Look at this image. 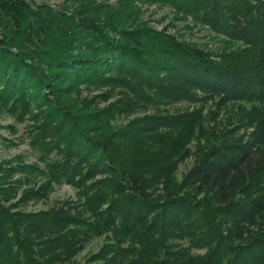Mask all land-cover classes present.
Segmentation results:
<instances>
[{
    "label": "rangeland",
    "instance_id": "rangeland-1",
    "mask_svg": "<svg viewBox=\"0 0 264 264\" xmlns=\"http://www.w3.org/2000/svg\"><path fill=\"white\" fill-rule=\"evenodd\" d=\"M24 1L34 11L39 3H46L53 9L52 14L60 24L65 20L75 23L65 18L69 16L76 19L84 16L88 23L89 16H96L93 13L81 16L72 13L73 6L77 8L80 0ZM20 3L21 0H0L2 26H8L10 30L18 29L9 19L13 15L8 8L19 6ZM90 3L96 8L97 5L110 6L119 14L126 3L131 4L125 11L130 13L129 19L120 27L121 31L142 29L178 36L214 53L236 51L246 45L242 40L218 33L200 17L184 14L168 3L138 0H90ZM29 20L36 26L33 29L38 31L48 27L41 26L42 23L35 20L33 14L25 21ZM114 35L118 38V34ZM57 39L56 36L51 38L43 33L32 32L30 43L19 47L28 62L56 83L66 72L62 75L50 69L42 59L45 50L62 40ZM107 76L112 77V80L81 83L76 89L55 94L54 99L60 97L56 101L64 106L70 117H75L77 125L86 130L85 133L92 139L108 138L115 145L124 143L127 146L125 157L133 160L139 156L166 157L167 160L155 166L156 172H145L141 177L145 189L142 195L144 205L149 206L145 210L147 220L142 221L144 218L133 216L136 220H132L128 230L118 226L116 221L122 218L121 214L108 203L115 191L113 182L112 187L102 192L107 200L102 201L101 205L88 204L86 194L90 196L102 190L97 182L104 177L113 180L117 175L102 171L87 174L85 167L82 170L85 174H82L79 166L75 171L80 172L78 175H69L60 169L61 151L50 148L57 142L46 139L50 150L41 146H45L42 126L47 122L45 112L48 107L43 99L26 100L20 109L0 101V168L11 167L7 172L0 171V180H5L7 186L10 183L21 185L9 202L17 205L14 209L24 213L69 211L71 216L85 221L51 226L54 232L50 234L46 231L50 229L47 226L26 227L31 236L24 235L10 242L15 251L21 245V250L17 251L19 262L12 264H107L110 261L117 264L118 261H136L138 258L143 264H229L230 259L220 262L210 257L219 237H225L233 247L243 245L252 238L264 237V212L241 220L245 222V227L239 228L240 232L236 235L229 232L234 224L233 219L229 220V215L222 214L223 208L219 210L214 192L200 191L190 180L185 181L191 169L213 150L220 148L223 151L233 146L264 147V101L232 100L219 92L192 86L180 91L171 87L161 91L153 86L136 83L130 76L116 70L108 72ZM175 82V79L165 81L167 85ZM160 116L164 117L163 120L156 122L154 119ZM164 119L178 123L170 126L164 123ZM117 137L120 138L116 140ZM22 164L24 168L20 166ZM78 176H82V179H78ZM27 190L34 192L24 195ZM122 192L120 190V194ZM175 194L186 195L198 203V207L189 213V227L156 229L151 226V220L157 218L158 226L161 227L160 219L169 215L164 213V207L166 204L169 209L171 207L169 202L162 201ZM260 198H264V172L253 178L246 189L237 191L234 200ZM109 214L113 217H109ZM38 229L46 233L40 236ZM61 232H65V235L59 241L60 246L51 239L39 240ZM106 245L108 262H103L97 256ZM58 251L64 254L54 255ZM228 254L224 249L219 251L221 257Z\"/></svg>",
    "mask_w": 264,
    "mask_h": 264
},
{
    "label": "trees",
    "instance_id": "trees-1",
    "mask_svg": "<svg viewBox=\"0 0 264 264\" xmlns=\"http://www.w3.org/2000/svg\"><path fill=\"white\" fill-rule=\"evenodd\" d=\"M145 1L168 3L184 14L200 17L218 33L242 40L246 45L236 51L214 53L178 36L142 29L121 31L120 27L129 19L130 13H125L132 6L129 3L121 8L122 13L119 14L110 6L97 5L96 8L90 0H80L77 8L73 6L72 13L80 16L93 13L96 16H89V23L84 16L77 19L69 16L65 18H70L69 22L75 23L65 20L60 24L52 14L53 9L46 3H39L34 11L21 0L19 6L8 8L12 10L13 15L9 19L18 29L10 30L8 26L0 24V101H6L19 109L24 106L26 100L43 99V102L48 104L45 112L47 122L42 126L45 146H41L48 149L46 139L57 142L50 148L61 151L59 166L62 171L72 175L80 167V172L85 174L82 171L85 167L87 174L102 171L117 175L113 180L104 177L98 181L97 184L102 190L90 196L86 194V198L88 204L101 205L102 201L107 200L102 192L112 187L113 182L115 196L112 195L108 199L109 202H105L120 212L122 218L116 223L124 230H128L132 220H136L133 216L144 218L142 221L147 220L145 210L149 209V206L144 205L142 195L145 189L141 177L145 172H156L155 166L167 160L166 157L150 155L139 156L133 160L125 157L127 146L124 143L115 145L108 138L92 139L85 133L86 130L77 125L75 117H70L64 106L56 101L60 100V97L54 99L55 94L76 89L81 83L110 81L112 77L107 76L108 72L116 70L130 76L136 83L153 86L161 91L168 90V87L180 91L186 90V86H192L219 92L232 100L243 99L254 103L264 101V0H138ZM32 14L35 20L42 23L41 26L48 27L41 31L33 29L36 26H33L30 20L25 21ZM32 32L43 33L51 38L56 36L57 40L62 38L43 52L42 59L50 69L61 72L62 75L66 72L65 76H60L61 79L57 80L58 83L35 68L20 52L19 47L30 43ZM114 34H118V38ZM17 49L19 51H16ZM23 53L27 54L24 51ZM172 79L176 82L170 85L165 83L166 80ZM163 118L160 116L154 120L160 122ZM164 123L171 126L178 122L164 119ZM121 165L127 167L121 168ZM20 166L24 168L23 164ZM8 168L11 167L0 168V171L7 172L10 170ZM262 172L264 147L233 146L231 149L222 151L219 148L206 154L191 169L185 181L190 180L200 191L214 192L219 210L223 208L222 214L229 215V220L233 219L234 224L229 228V232L238 235L239 228L245 227V222L241 220L264 212V198L235 201L236 192L246 189L251 180ZM78 179H82V176H78ZM20 186L19 183H10L7 186L5 180H0V264L19 262L17 251L21 250V245H18L15 251L10 242L17 241L24 235L31 236L30 231H26V227L30 225L50 227L46 230L50 234L54 232L51 226L85 222L81 218L71 216L69 211L24 213L14 209L17 205L9 201L16 196ZM120 190H123L122 194ZM33 192L27 190L24 195ZM162 202L170 203V209L167 204L164 207V213L169 215L160 219L161 227L158 226L157 218L151 220V226L157 227L156 229L185 225L189 227V213L198 207L197 201L186 195L175 194ZM108 216L113 217L110 214ZM129 219L131 220L128 221ZM112 222L115 224V219ZM38 230L40 236L46 233L44 230ZM65 232L39 240L51 239L60 246L59 241L64 238ZM116 236L120 239V236ZM73 244L75 248V241ZM107 249L106 245L97 256L104 260L103 262H108ZM223 249L229 254L221 257L219 251ZM59 254L62 256L64 252L58 251L54 255ZM210 257L220 262L230 259L229 264H264V237L252 238L236 247L230 246L225 237H219ZM107 264L113 263L110 261ZM117 264H143V261L138 258L136 261H118Z\"/></svg>",
    "mask_w": 264,
    "mask_h": 264
}]
</instances>
